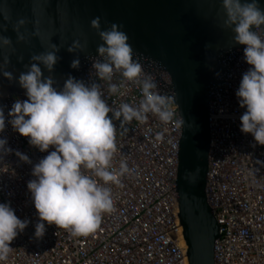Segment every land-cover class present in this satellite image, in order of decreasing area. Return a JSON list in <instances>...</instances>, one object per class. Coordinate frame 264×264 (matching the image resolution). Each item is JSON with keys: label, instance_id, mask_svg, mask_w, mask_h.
<instances>
[{"label": "built area", "instance_id": "1", "mask_svg": "<svg viewBox=\"0 0 264 264\" xmlns=\"http://www.w3.org/2000/svg\"><path fill=\"white\" fill-rule=\"evenodd\" d=\"M258 35L264 38V31ZM248 68L242 51L208 108L205 197L219 227L214 264H264V146L240 132L245 109L235 96ZM144 75L151 76L164 95L165 76L142 68ZM81 79L100 85L112 109L110 116L122 103L138 106L143 98L139 85L121 83L119 73L111 81L119 86L116 94L109 93V82L97 79L90 69ZM13 103L3 108L5 129L0 136L7 138L12 152L0 164V203H8L28 225L12 241L4 264H188L175 193L180 118L174 105H169L173 118L167 124L151 113L143 123L122 122L113 116L116 151L110 170L114 181L106 185L113 210L102 214L95 232L73 237L47 226L43 238L36 240L38 217L26 185L33 179L32 166L48 153L30 146L27 138L11 128L8 111ZM16 151L28 155L31 163L20 162ZM121 162L128 167L123 175L119 174ZM86 174L91 175L87 170Z\"/></svg>", "mask_w": 264, "mask_h": 264}, {"label": "clouds", "instance_id": "2", "mask_svg": "<svg viewBox=\"0 0 264 264\" xmlns=\"http://www.w3.org/2000/svg\"><path fill=\"white\" fill-rule=\"evenodd\" d=\"M220 7L222 27L231 31L232 43L243 46L244 61L249 66L235 92L239 106L245 109L239 130L250 135L255 145L264 146V38L258 35V31H264V8L259 0H221ZM100 19L90 21V28L101 41L90 71L97 79L109 82L111 94L119 92V86L111 83L114 74L119 73L121 83L138 84L143 97L138 106L122 103L113 116L122 122L143 123L151 113L167 124L173 118L169 105L175 95L160 94L151 76L142 77V66L134 59L127 34L115 23L101 30ZM24 24L20 19L13 26L18 42L22 39L19 28ZM11 43L0 36V48ZM86 48L87 41L80 39L67 47L69 53L76 54L71 69L79 68L78 54ZM58 51L51 44L48 50L31 55L29 65L18 77L7 70V55L0 65V77L9 82L15 79L27 97L14 101L8 123L19 136L27 138L30 146L48 153L32 166L33 179L26 185L38 217L33 235L36 240L43 238L47 226L66 230L73 237H87L98 228L102 214L113 210L111 190L106 187L114 181L110 170L116 151V129L109 115L112 109L96 82L69 75L62 87H57L51 73L59 60ZM44 71L49 75L45 76ZM4 129L5 114L0 107V133ZM7 143V138L0 136V164L12 152ZM50 147L53 150L49 152ZM14 154L20 162L31 163L28 155L19 151ZM126 172L127 164L121 162L119 174ZM27 225L28 221L18 218L8 203H0V264L7 261L12 241Z\"/></svg>", "mask_w": 264, "mask_h": 264}, {"label": "water", "instance_id": "3", "mask_svg": "<svg viewBox=\"0 0 264 264\" xmlns=\"http://www.w3.org/2000/svg\"><path fill=\"white\" fill-rule=\"evenodd\" d=\"M259 4L264 8V0ZM220 5L221 0H0V36L12 42L0 48V65L7 55V70L15 77L26 70L31 55L53 44L59 48L51 73L57 87L69 75L81 79L101 43L90 28L95 17L101 18V30L113 23L121 26L134 59L151 74L165 76L164 95H175L171 104L180 118L175 193L188 264H214L219 227L205 197L208 108L243 51L232 43L231 31L222 27ZM20 19L25 24L19 28L18 42L13 26ZM76 39L87 41V48L78 54L79 68L71 69L76 54L67 47ZM15 99H27L24 90L15 79L0 77V107Z\"/></svg>", "mask_w": 264, "mask_h": 264}]
</instances>
